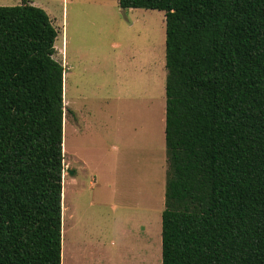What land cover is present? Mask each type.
<instances>
[{
    "label": "trees",
    "instance_id": "trees-1",
    "mask_svg": "<svg viewBox=\"0 0 264 264\" xmlns=\"http://www.w3.org/2000/svg\"><path fill=\"white\" fill-rule=\"evenodd\" d=\"M166 12L162 264H264V0ZM42 7L0 5V264H62L65 67Z\"/></svg>",
    "mask_w": 264,
    "mask_h": 264
},
{
    "label": "rangeland",
    "instance_id": "rangeland-1",
    "mask_svg": "<svg viewBox=\"0 0 264 264\" xmlns=\"http://www.w3.org/2000/svg\"><path fill=\"white\" fill-rule=\"evenodd\" d=\"M24 1L44 8L58 30L55 57L61 62L64 51L65 97L79 115V126L71 114L67 120L79 131L67 125L64 131L68 162L78 168L64 177L81 231L74 237L75 230L73 242L84 243L75 245L81 256L77 251L73 264H111L112 255L117 264L127 250L137 254L143 240L135 231L121 243L119 229L138 230L145 221L154 237L147 264H162L166 12L123 8L119 0H0V5ZM72 177L78 181L70 188Z\"/></svg>",
    "mask_w": 264,
    "mask_h": 264
},
{
    "label": "crops",
    "instance_id": "crops-1",
    "mask_svg": "<svg viewBox=\"0 0 264 264\" xmlns=\"http://www.w3.org/2000/svg\"><path fill=\"white\" fill-rule=\"evenodd\" d=\"M62 56H63V58H62L61 63L65 67V73H64V104H65V110H64L63 130L65 131V125H67L68 130L71 132V130L74 129V128H73V125H71V123L70 124L68 123L69 118H71L70 114H71V116H73V119H74L75 123L77 124V126L80 125L79 121H78L79 115L76 112V110L71 107V101H69L65 97V92L67 90V79H66V77H67V74H68L67 72L69 71V69H67V68L69 66H68L67 60H65L64 51L62 52ZM65 122H66V124H65ZM76 127H75L74 131L77 133L79 131V127L78 128H76ZM64 136H65V132H64V135H63L64 171H63V193H62V198H63L62 199L63 200L62 264H63V255H64V264H65V261L67 259L70 260L71 264H73L74 262H76V259L79 258V257H77V254H76L78 250H76V252H75V248H74L75 245L78 246L79 237L77 239L78 241H74V242H73V238L75 236H77V234H79L81 231L78 229L79 227L77 225L79 220L76 218L75 212L72 210V207H71L70 202H69V196H70L69 187H67V184H66L67 182L66 181L64 183V177H68L70 174H72V176H74V175L77 174L78 171H76L74 174L73 173H69L67 171V169L70 168V162H68V161H71L72 159L69 157L68 147L66 145V142L64 141ZM75 159H77L81 163V160L79 158H75ZM78 167H81V164ZM76 169H78V168H76ZM70 179L71 180H69V181L71 183L70 184V188H71L72 184L77 183L78 180H76L75 177H72ZM163 180H164V178L162 176V179L160 180L162 188H164L165 184H166V183H163ZM65 191H66V197H65V194H64ZM162 198H163V192H162ZM73 220H74V224H73ZM159 224H160V217H159ZM124 226L125 225L121 226L120 229H119V235H120L121 243L126 244L127 239L130 237L131 233H135V231H136L137 235L139 237L138 239L139 240H143V244L138 246L139 250H138L137 254H135L134 252L132 253L131 251L127 250L124 255L118 256L120 258V260H118L117 264H136V263L137 264H147L148 261L152 257L151 256V252H152L151 250H152L153 242H154V237L152 236V234L150 232V224H149V222L145 221V222L140 223L138 230H136L135 228L130 229V228L124 227ZM75 230H76V234L73 237V233L75 232ZM69 233H70V235H69ZM71 235H72V237H71ZM158 242H159V239H158ZM69 243H70V245H69ZM79 244H80V246L78 248H81V247H83L84 243L82 242V240H80ZM67 247H68V251H67ZM121 250L123 252L125 251V249H121ZM158 252H159V257H160L159 244H158ZM78 253H79V256H81V252L78 251ZM86 253H87V251H86ZM89 256H90V253H89ZM82 257H84V256H82ZM90 258H91V256H90ZM114 258H115L114 255H112L111 264H115V261H113ZM80 259H81V257H80ZM84 260H85V257H84Z\"/></svg>",
    "mask_w": 264,
    "mask_h": 264
},
{
    "label": "flooded vegetation",
    "instance_id": "flooded-vegetation-1",
    "mask_svg": "<svg viewBox=\"0 0 264 264\" xmlns=\"http://www.w3.org/2000/svg\"><path fill=\"white\" fill-rule=\"evenodd\" d=\"M67 171L69 172V173H71V171H73V174L77 171V169L76 168H68L67 169Z\"/></svg>",
    "mask_w": 264,
    "mask_h": 264
},
{
    "label": "bare ground",
    "instance_id": "bare-ground-1",
    "mask_svg": "<svg viewBox=\"0 0 264 264\" xmlns=\"http://www.w3.org/2000/svg\"><path fill=\"white\" fill-rule=\"evenodd\" d=\"M64 194H65V197H66V191H65V193H64Z\"/></svg>",
    "mask_w": 264,
    "mask_h": 264
},
{
    "label": "water",
    "instance_id": "water-1",
    "mask_svg": "<svg viewBox=\"0 0 264 264\" xmlns=\"http://www.w3.org/2000/svg\"><path fill=\"white\" fill-rule=\"evenodd\" d=\"M71 173H73V171H71Z\"/></svg>",
    "mask_w": 264,
    "mask_h": 264
}]
</instances>
